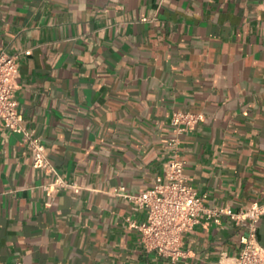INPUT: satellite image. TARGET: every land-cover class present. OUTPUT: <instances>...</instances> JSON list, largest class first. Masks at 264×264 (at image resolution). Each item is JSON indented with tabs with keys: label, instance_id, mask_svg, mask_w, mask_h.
Here are the masks:
<instances>
[{
	"label": "crops",
	"instance_id": "obj_1",
	"mask_svg": "<svg viewBox=\"0 0 264 264\" xmlns=\"http://www.w3.org/2000/svg\"><path fill=\"white\" fill-rule=\"evenodd\" d=\"M0 51H30L17 109L54 169L0 126V264H233L243 230L227 218L186 232L176 262L146 252L126 221L145 210L116 190L163 175L184 111L204 115L181 138L204 205L264 203V0H0ZM56 178L78 191L47 196Z\"/></svg>",
	"mask_w": 264,
	"mask_h": 264
},
{
	"label": "built area",
	"instance_id": "obj_2",
	"mask_svg": "<svg viewBox=\"0 0 264 264\" xmlns=\"http://www.w3.org/2000/svg\"><path fill=\"white\" fill-rule=\"evenodd\" d=\"M29 54L30 51L12 55L0 51V126L20 136L21 145L30 151L33 169L54 173L45 146L33 130L23 126L22 115L17 109L18 60L21 55ZM203 121L204 115L201 113L173 112L169 120L170 136L164 141L168 158L163 166V175L155 178L150 188L136 196L124 194L123 187L116 190V194L130 200L136 208L146 213L145 220L139 224L127 219L128 227L140 234L143 250L176 262L184 256L181 246L186 232L201 220L219 224L222 218H227L243 230L238 238L240 251L233 264H264V248L257 238V223L264 217V203H252L238 211L228 206L208 208L204 205L206 196L199 195L184 174L181 138ZM60 189H71L74 193L78 191L77 186L61 178L42 186L49 197Z\"/></svg>",
	"mask_w": 264,
	"mask_h": 264
}]
</instances>
